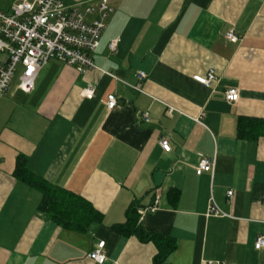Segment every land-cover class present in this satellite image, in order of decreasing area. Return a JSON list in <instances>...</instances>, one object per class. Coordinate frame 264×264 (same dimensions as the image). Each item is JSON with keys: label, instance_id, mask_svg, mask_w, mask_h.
I'll list each match as a JSON object with an SVG mask.
<instances>
[{"label": "crops", "instance_id": "0c3cea01", "mask_svg": "<svg viewBox=\"0 0 264 264\" xmlns=\"http://www.w3.org/2000/svg\"><path fill=\"white\" fill-rule=\"evenodd\" d=\"M20 1L0 0V8ZM63 1L83 10L98 0ZM108 1L93 54L106 73L52 59L32 92L20 89L19 67L0 96V264H264V247L255 248L264 235V124L254 122L264 121V0ZM229 30L242 41H229ZM211 69L212 87L194 79ZM89 84L93 98L83 93ZM230 87L236 102L225 97ZM109 94L119 99L112 110ZM20 155L48 183L87 200L95 220L77 229L40 212L41 190L14 174ZM202 155L216 158L213 174H197ZM157 196L158 210L140 222L174 241L168 255L164 237L144 241L121 226L130 207ZM211 199L228 216H208ZM99 241L104 263L89 256Z\"/></svg>", "mask_w": 264, "mask_h": 264}, {"label": "built area", "instance_id": "2783aa9c", "mask_svg": "<svg viewBox=\"0 0 264 264\" xmlns=\"http://www.w3.org/2000/svg\"><path fill=\"white\" fill-rule=\"evenodd\" d=\"M81 1L73 5H66L63 0H21L13 3L10 10L0 8V55L6 54L7 59L0 61V96L7 93L17 73L19 75V87L22 91L30 93L34 90L38 74L42 67L52 59L60 60L68 65L75 66L79 71L85 72L91 69H103L95 64L93 54L100 45L101 37L106 28V19L112 12L108 0H98L88 3L84 9L80 7ZM98 13L99 17L91 21L87 15ZM229 41L238 43L242 41L233 30L226 33ZM118 40L109 44L110 53L117 51ZM114 78L118 76L108 73ZM145 72L139 73V78L144 79ZM194 79L199 83L212 87L217 80L214 69L206 75H195ZM126 83V81H124ZM128 84V83H126ZM134 90L143 92L138 85H130ZM85 97L93 98L96 87L89 84L83 91ZM237 88L230 87L225 91V97L229 102L239 99ZM107 107L112 110L118 107L119 99L116 94H109L106 99ZM175 111L173 107L169 113ZM204 112L195 120L200 122ZM143 119L149 121V113H143ZM160 145L164 151L170 152L172 145L168 136L160 138ZM216 169V158L202 155L196 166L197 174L209 172L213 174ZM233 195V190L228 192ZM264 203V197H263ZM159 196L152 205L138 208L140 219L150 212L158 210ZM208 216H228L217 203L211 199L207 213ZM105 241H99L89 256L98 263H104ZM264 247V235L257 238L255 248ZM206 264H231L225 262L206 261Z\"/></svg>", "mask_w": 264, "mask_h": 264}, {"label": "trees", "instance_id": "16d2710c", "mask_svg": "<svg viewBox=\"0 0 264 264\" xmlns=\"http://www.w3.org/2000/svg\"><path fill=\"white\" fill-rule=\"evenodd\" d=\"M255 121L264 124L263 120L257 121L254 119ZM27 160L24 155L18 157L14 174L17 178L41 190L43 197L38 207L39 211L45 213L64 227L86 229L96 218L97 212L95 208L87 200L75 193L48 183L28 167ZM137 211L138 207L136 204L130 207L127 220L121 225L122 230L127 234L139 235L144 241L153 239L158 242L157 236L162 235L146 232L141 226L140 216ZM162 237L167 241L165 255H168L176 248V245L172 239L166 238V236Z\"/></svg>", "mask_w": 264, "mask_h": 264}]
</instances>
